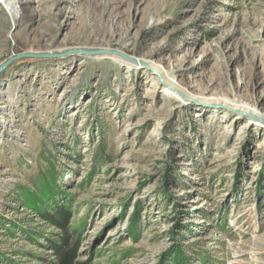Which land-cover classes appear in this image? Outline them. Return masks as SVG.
I'll return each instance as SVG.
<instances>
[{
	"label": "rangeland",
	"instance_id": "1",
	"mask_svg": "<svg viewBox=\"0 0 264 264\" xmlns=\"http://www.w3.org/2000/svg\"><path fill=\"white\" fill-rule=\"evenodd\" d=\"M152 49L196 95L257 97L264 0H0V264L64 236L75 264H264V121L169 94Z\"/></svg>",
	"mask_w": 264,
	"mask_h": 264
},
{
	"label": "bare ground",
	"instance_id": "2",
	"mask_svg": "<svg viewBox=\"0 0 264 264\" xmlns=\"http://www.w3.org/2000/svg\"><path fill=\"white\" fill-rule=\"evenodd\" d=\"M113 36H117L119 38H126L128 42H130L131 40V36L128 29L124 31L122 25L116 20L112 22L111 37ZM133 43L134 42H131L130 44ZM96 47L104 48L101 44ZM154 54L155 50L152 49L148 51L146 54H144L143 56H141V58L138 59L139 63L143 61L148 66L152 67V69L157 70V72L161 74V76L165 80V87H168L169 89V94H172L174 96H188L205 103H221L227 105L228 107H232L234 110L238 111L237 116L239 118H246L247 121L251 119H254L255 121H264V109H262V111L257 110L263 103L262 100H264V92H261L257 97L250 98L249 95L244 93L245 87L243 86V82H241V85H239L238 83L234 86H230L229 89L222 88L219 92H216L215 95L208 94L209 92L196 95L193 93L189 86H184L181 84V81L178 79V76L175 73L174 69L168 70L163 66L160 61L153 60ZM112 56L119 64L129 63L128 61H124L118 54H112ZM215 82L216 81L214 80L208 84L207 89L209 91H217V87H215L214 85ZM244 113L248 114L249 117H245L243 115Z\"/></svg>",
	"mask_w": 264,
	"mask_h": 264
},
{
	"label": "trees",
	"instance_id": "3",
	"mask_svg": "<svg viewBox=\"0 0 264 264\" xmlns=\"http://www.w3.org/2000/svg\"><path fill=\"white\" fill-rule=\"evenodd\" d=\"M51 186L49 184H44L40 194H42V198L38 194H34V201L38 204L39 199H44L43 197L52 195L50 193ZM30 193L25 194L27 197ZM54 211L43 210L41 212L42 216L46 219H49L54 224H60L61 226L67 225V220L70 216V210L65 205H57ZM78 246V242L75 240L72 241V238L68 236L61 237L60 240L55 241L53 243L54 253L57 256L58 264H75L76 257V249ZM11 264V263H8ZM23 264V263H21Z\"/></svg>",
	"mask_w": 264,
	"mask_h": 264
},
{
	"label": "water",
	"instance_id": "4",
	"mask_svg": "<svg viewBox=\"0 0 264 264\" xmlns=\"http://www.w3.org/2000/svg\"><path fill=\"white\" fill-rule=\"evenodd\" d=\"M9 62L5 63V65H3L2 67H0V70L3 69L5 66L8 65Z\"/></svg>",
	"mask_w": 264,
	"mask_h": 264
}]
</instances>
